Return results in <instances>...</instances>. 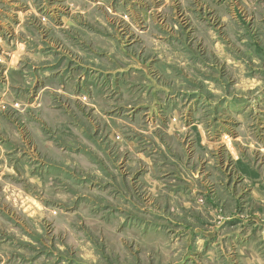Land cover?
Returning <instances> with one entry per match:
<instances>
[{
	"label": "rangeland",
	"instance_id": "374dc122",
	"mask_svg": "<svg viewBox=\"0 0 264 264\" xmlns=\"http://www.w3.org/2000/svg\"><path fill=\"white\" fill-rule=\"evenodd\" d=\"M253 2L0 0V264L246 263L209 235L264 222ZM27 123L61 153L55 176L28 159ZM251 236L243 251L264 263L262 229Z\"/></svg>",
	"mask_w": 264,
	"mask_h": 264
},
{
	"label": "crops",
	"instance_id": "0c3cea01",
	"mask_svg": "<svg viewBox=\"0 0 264 264\" xmlns=\"http://www.w3.org/2000/svg\"><path fill=\"white\" fill-rule=\"evenodd\" d=\"M250 3L254 6V2L253 0H250ZM46 109L45 107H40L38 108V112L42 113V121L45 125H47L50 129H55V128H59L60 132H59V139L60 141H64L65 136L67 134V127H64L60 121L62 120V118L60 116L57 115V113L54 112H50V113H46L44 112V110ZM44 117V118H43ZM49 117H52V120H50ZM57 120V122H56ZM27 129L29 131V133L31 134V139L33 137L34 141L36 144H34L35 146L31 148V156L30 158H28L30 161H39L41 164L44 163L45 168L48 169L49 171H51V173L53 174V176H55V173L58 169L56 168V164L61 161V153L58 151V148L55 146V144L51 143V142H46L47 138H49L51 135H47L46 132H42L38 127H36V125L34 124H28L27 123ZM72 133V131L70 132ZM76 133V132H74ZM29 141H26L27 145H28ZM125 149V148H124ZM123 148L120 150V152H118V158L120 159V163L123 162V157L120 158V156H124L126 155V153L124 154V150ZM29 155V154H28ZM115 158V157H114ZM122 160V161H121ZM44 161V162H43ZM47 161V162H46ZM126 163V162H125ZM131 163L133 164V166L131 165ZM43 164V165H44ZM127 165L132 167L134 169L135 166V162L131 161V160H127ZM103 167V165H102ZM121 167H123V165H121ZM123 169V168H122ZM121 169L120 173L123 172V170ZM93 176L97 177V179L99 180H110L111 177H115L114 172H111L109 170L104 171L103 173L97 171V173L92 172ZM58 179H56V177L50 178L49 181L55 182ZM32 181V180H31ZM33 181H37L38 184L42 187H47L46 182L48 181H43L38 179L35 180L33 179ZM52 192H55L54 189H51ZM225 225V227H223L222 225V230H226V227H240L239 230H236V232H230L229 231H225V234H220L219 231L218 233L216 231L213 232V234L209 235V239L213 238V245H220L219 246V251L221 252L222 255L225 256V258L228 260V258H234L235 260H241V259H245L246 263L245 264H264L263 263V256H253L251 259L246 256L245 252L243 251L244 249H246L248 246H251V242H252V236H251V228L255 229V228H259L260 230L262 229V234L264 236V222H225L223 223ZM220 226V227H221ZM249 227V228H248ZM214 230H218V226H214ZM206 234H204L205 236ZM223 235V237H222ZM208 236V235H207ZM215 238H217L218 240H214ZM222 239H227V241L222 240ZM228 248L230 250H232V254L229 253V255H226V251L225 248ZM246 247V248H245ZM262 248V246H261ZM253 250V249H252ZM251 250V251H252ZM216 253H214L215 255ZM255 262V263H254Z\"/></svg>",
	"mask_w": 264,
	"mask_h": 264
}]
</instances>
